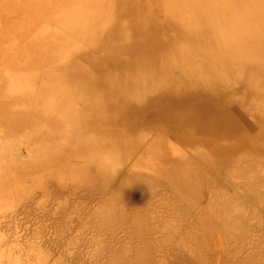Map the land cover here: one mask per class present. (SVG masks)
<instances>
[{
    "label": "bare ground",
    "instance_id": "obj_1",
    "mask_svg": "<svg viewBox=\"0 0 264 264\" xmlns=\"http://www.w3.org/2000/svg\"><path fill=\"white\" fill-rule=\"evenodd\" d=\"M140 128L147 132L132 136ZM149 154L160 165L152 166L154 175L131 169L120 183L122 193L130 190L129 196L140 189L143 194L149 184L155 188L157 183L167 184L173 195L166 196V203L181 217L177 223L196 218L180 237L184 247H206L204 252L194 246L193 254L203 251L209 256L207 242L213 241L215 229L217 236L221 230L239 240V235L247 239L248 233L241 236L244 229L250 233L253 225L264 224H251L264 208V0H0V191L23 193L34 181L48 187L53 176L63 186L66 181L92 185L99 179V186L108 187L133 155L136 164ZM228 162L238 163L230 174H244L245 184L238 174L241 186L236 178L235 185L255 200L254 205L247 203L256 210L246 212L242 205L246 202L239 204L230 197L224 177L226 185L221 187L225 185L229 197L220 192L215 200L209 196L213 203L208 200L205 215H197V199L201 202L209 185L214 195L221 184V171L211 165L224 167ZM241 162L245 164L240 166ZM29 175L39 181L35 178L30 185L29 177L28 185ZM217 182L215 188L212 184ZM125 193L114 194L96 211L99 228L126 225L132 229L131 237L142 240L141 252L151 256L153 246L172 235L176 226L165 227L168 232L160 239L152 237L150 215L138 212L129 217L125 210L117 211L126 208L122 209ZM3 194L8 205L0 200L4 209L16 198L15 193L8 194L10 202ZM17 195L18 201L25 197ZM94 231L93 247L107 251L108 236L103 235L108 240L104 241V231H99L100 238ZM118 244H110L107 262L133 264L137 251H130L136 254L133 257L125 256L126 249ZM91 250L92 258L97 252ZM20 255L16 256L20 261L14 257L16 262L27 261L28 254L23 259ZM206 256L203 261L212 258ZM1 258L0 263L11 261V256Z\"/></svg>",
    "mask_w": 264,
    "mask_h": 264
},
{
    "label": "rangeland",
    "instance_id": "obj_2",
    "mask_svg": "<svg viewBox=\"0 0 264 264\" xmlns=\"http://www.w3.org/2000/svg\"><path fill=\"white\" fill-rule=\"evenodd\" d=\"M140 132H141V128L139 129L138 133L132 134V136H136ZM146 132L147 131H142L141 133L145 134ZM179 132L183 134L184 130L181 129ZM133 138H136V137H133ZM170 143H171V146H175V148L178 150L181 148V146L176 144L175 142L170 141ZM197 153L198 152H196V154ZM183 156H185V155H183ZM189 156H190V153H189ZM152 157H153L152 154H149L147 156H144L143 159H141L139 162L134 164V161L136 160V155H133L130 158L129 163L124 166V169L121 166L122 171L119 172L118 176L117 177H116V175L113 176L115 178V180L108 183V184L111 183L110 187L107 184V186L109 188L106 186H99V184L100 185L102 184L101 180H100V183L97 184L99 179L98 180L96 179L97 182H95V180H94L92 183H90L92 185H88V184L86 185L84 183L87 187L84 186L83 183H80V184L77 183V184H79V185H77V184L72 183V182L67 183V181L64 182L65 183L64 185L67 184V186H63L62 181L57 182L58 179L53 180V179H55V177L53 176V178H52L51 175H49L51 178L48 176L50 178V180L48 177H47L48 179L46 178L47 181L49 180L48 181L49 186L47 187L48 183H46L47 181L45 180L46 186L43 183L44 187L41 188L43 186V184L38 185L37 181H34V179L36 177H34V179L32 180V178L29 175L28 178L26 179V182L28 183V181L31 178L32 181L29 182L30 185H33L36 182L35 185L37 184L40 187H37V185H36V187L34 188V191H33V189L31 190V187H33L35 185H33L29 188L27 187L31 191L28 189L22 188V189L26 190V192H28V194H27L28 197L31 195V194L29 195V191H30V193H32V196H30L27 199L26 198V192L23 190L25 193L24 192L22 193V191H21L20 192L21 194H23V195L25 194V197L22 196L23 199L25 200V198H26V200L23 202L22 201L20 202L22 197L19 198V201L16 200V199H18V197H16L18 192L16 194L17 190L16 191L13 190L12 192H14L16 194L15 195L13 193L15 196V197L13 196V198H16V199H14L13 202L18 201L19 203L16 202V203H18V205L15 203L14 204L15 206H14L13 202H12L10 207H7L8 206L6 204L7 200L5 201V199H4L5 196L1 195V193L3 194V192H7L8 190H6V191L3 190V192L0 191V198L2 197V199H0L1 203L3 206L7 205L6 206L7 209L6 208L3 209V207H1L2 205H0L2 210L6 209L5 211L0 212V257H3V258L5 257V259H6L7 257L11 256V261L9 260L10 258H8V260H9L8 262H6L7 260L6 261L4 260L0 264H3L4 262H6V264H11V262L13 264H16V263L23 264L24 262H25V264H32V260H33V264H35V263L36 264H57L60 261L61 262L59 264H63L65 261L67 262V260H69V261L67 263L65 262L64 264H69V262H71V264H76V263L77 264H79V263L80 264H103L104 259L105 260L107 259L109 261V258H110L109 255L110 254L108 251L111 249V247L113 245L117 246L116 245L117 243H119L120 246H122L120 248L121 250L126 249V251H124L125 253L123 252V255H125V256H132L133 257L136 254H132V253H130V251L133 253H136V251H137V256H139L138 259L146 257L147 255H148V258L149 257L151 258V259L149 258L148 260H145L144 258H143L144 260L143 259L142 260H140V259L135 260V258H137V256H134L133 257L134 259L132 258L134 260L133 264H136V261H138V262L141 261L140 264H264V229H263L264 224H260L261 222H258V221L264 222V217H263L264 208H259V210L257 209L263 215L261 214V216L259 217L260 214L258 213L259 214L258 217L254 216L253 218L255 220L253 219V221L251 223V224H254V223L256 224V222H258L257 224L260 225L259 228L257 227V225H253L254 230H252L250 233H249L250 230L245 231V229L241 233V236L248 233L246 236H244V237H247V239L243 238V236L240 237L239 234L241 231L238 232V230H236V232L239 233V234H237V235H239L238 236L239 240L233 239L232 238L233 236H231L228 233L223 232L221 230L219 232V235L217 236L219 229H215L214 230L215 233L213 232L215 235L213 233H211V238L213 241H211L209 239V241H208L209 243L207 242V247L210 246V248H207V249L212 250L213 252L212 251L210 252L209 250L206 249L207 254L209 252H210V254L213 253L212 255L209 254V256H211L212 258H210L209 256H206L203 253V251H201L200 253H202L203 255L199 253L198 256L199 255L206 256L207 259L209 257L208 261H203L206 259H202V256H201V258H199L200 256L199 257L197 256V252H195V254L192 253V252H194L193 247L195 245L191 246L193 248L192 249L191 247H189L190 244H189V246L187 245V247H184L183 245H185V244L181 243L180 237L182 236V234L184 232H186L185 230L189 228V224H187V223L190 222V224H191V222H193V221L195 222L196 218L193 217L192 221L187 220V221L182 222V223H180V221H179L180 224L177 223V220H180L181 217L179 216L178 213L175 212V210L172 207L168 206V204L166 203L168 200V197H172V195H173L172 193H170V190H168L169 187L167 184L162 183L164 185V187H163V185L158 186L159 183H157L158 185H156L157 186L156 188L153 187V186H155V184L154 185L149 184L148 188L145 189V190H147V189L148 190L147 191L143 190L144 191L143 194L141 193L142 190H140V189H137V190L135 189V191L133 189H131L132 190L131 193L133 191H134V193L129 195L130 198H127V197H129L128 192L130 190L126 192L127 194L124 192L125 195H124V197H122L124 194L122 192L124 190H122L123 188L120 186V183L122 182L123 178H125L127 175H130L132 173L131 171H133V170L135 171V169L140 170V171L143 170L145 172L148 171V173L151 174V177L154 175V172L156 170L152 166L157 167L160 165L158 164L157 160L152 159ZM230 161H232V160H230ZM231 163L232 164H230V162H228L226 164L227 166L224 165V167H221L217 163L211 165V167L212 166L214 167V165H215V167H214L215 172H217L218 170L221 171L222 177L220 180H218L221 183L219 185L220 188L218 187L219 182H217V186H216V183H214L215 185L212 184L213 186H215V188L218 187V189L220 191L218 189H217L218 190L217 191L214 188L215 194L211 195V193H214V192H212L213 187H211L212 188L211 191H209L210 190L209 187L211 185H209L207 187V194L204 195L205 198L203 196L204 200H206V201H203V198H202L201 202L199 201V199H197V201H196V202H199L201 204V205L198 204L197 207H195V211H196L197 215L200 216L204 213L203 211L206 209V207L209 203L208 202L209 196H210V198L213 196L212 200H215L216 199V197H215L216 193L219 194V192H220V195H224L226 198H228L229 195L226 192L225 187L226 188L228 187L227 191L230 190L229 191L230 197H231V195H233V196H235V194L237 195V198H236V196L235 197L232 196V198H233V200L238 199L236 201L239 204L243 203V202H246V203L249 202L250 203L252 201L251 204L254 205L255 200H252L249 197V195L245 193V191L243 192L242 189H238L236 187L237 184L235 185V183L239 180V179L237 180V178H240V176H241V178H243L244 174H242L240 172V173H238L240 176H238V174H234V172H233V174L232 173L231 174L234 177L231 176L230 172L233 171V170L231 171V169H234L233 166H238L237 165L238 163H235V162H231ZM234 164H236V165H234ZM244 164H245L244 162L239 163L240 166H242ZM229 165L232 166V168H230ZM220 167H221V169H219ZM262 167H264V164ZM215 168H217L218 170ZM128 169H129V171H128ZM131 169H133V170H131ZM214 170L212 169L213 172H214ZM223 170H224V172L222 174ZM261 170L263 171L264 168ZM125 172L129 173V174H126ZM38 173L39 172H37V175H38ZM123 173H125V174L122 177L121 174H123ZM225 173L230 178H228L225 175ZM228 174H230V176ZM119 176H120V178H119ZM26 177H27V175H26ZM113 177H112V179H113ZM224 177H225L224 180H226V182H227L226 183L227 186H225L226 184H225V182H223L224 180H222V178H224ZM41 178H42V175H41ZM231 178H232V181L234 182V184H232L231 180L230 181L228 180ZM235 178L237 181L235 180ZM36 180L39 181V179H37V178H36ZM221 180L223 183L221 182ZM33 181H34V183L31 184V182H33ZM69 181H72V180H69ZM239 181H241L245 184L244 178L242 180L240 179ZM239 181L237 183H238V185L241 186V182L239 184ZM94 182L97 185L93 184ZM150 182H148V183H150ZM27 183H26V185H27ZM29 183H28V185H29ZM59 183H61V187H60ZM114 183H117L118 187H117V184L114 185ZM243 183H242V186L244 185ZM222 184H225V185H223V187H221ZM103 185H105V184H103ZM165 185H167L166 187H168V188H166ZM45 187H47V188H45ZM94 187H97L98 189H96ZM230 187H232V188H230ZM149 188L150 189L153 188V189L150 190ZM241 188H244V186ZM46 189H49V190H46ZM61 189H63V190H61ZM59 190H60V192H59ZM164 190L167 192L169 191V192L167 193ZM19 191H20V189H19ZM8 192L9 193H7V194L5 193L3 195H7V197L10 195H13V194H10V192H11L10 190ZM151 192H152V194H151ZM237 193H240V195ZM8 194H10V195H8ZM19 194L17 196H19ZM114 194L122 195L121 196L122 199L125 197L127 198V199L125 198L126 201L124 200L122 203V209H123V207L124 208L126 207V208L123 210L118 209L117 210L118 212L121 211L123 213L125 210V213H128L129 217L134 216V215H138L137 214L138 212H144V213L150 215L152 226H153V228L155 227L152 237L159 236L158 239H160L161 236H164L168 232L165 229V227H167L169 225L176 226V228L171 231L173 233L172 235L165 238L163 241H160L159 246L157 245V243L155 246H153V248L155 247V250L153 251V249H152V253H151L152 255L151 256H149L150 253L145 254L144 252L143 253L141 252V251H143L142 245H141L142 240L137 238V237H131L132 229L127 228L126 225H123L124 227L126 226L125 228L122 225L120 228V225L118 226V224L112 225V226L111 225L105 226L107 228H105V227H101V229L99 228L100 227L98 225V219L99 218H97L99 216H98L97 212L102 208V205L104 203L110 201V199L113 197ZM150 194H151V196H150ZM167 195H170V196H168L166 198ZM247 195H248V197H247ZM10 197H8V199H9V201L10 200L12 201L13 199ZM146 198L149 200H147ZM212 200H209V201H212ZM241 201H243V202H241ZM124 202L126 204H124ZM3 203H5V204H3ZM153 203H154V205H153ZM212 203H213V201H212ZM212 203L210 202V204H212ZM246 203L242 204V205H244V210L246 212H249L250 210L253 211L255 209L254 206H253L254 209L250 208V207H252L251 204L249 207V203H247V204ZM123 204H124V206H123ZM245 204L248 207L245 206ZM246 208H249V209H246ZM260 209H261V211H260ZM140 210H142V211H140ZM255 212H257V211H255ZM95 213H97V215H95ZM120 214L121 213H119V215ZM194 215L196 216V214H194ZM204 215H205V213H204ZM90 217H91V219H90ZM256 217L258 219H256ZM88 220H89L90 224L88 223ZM96 220H97V222H96ZM95 222L97 223L96 227L94 225ZM91 224H93L94 226L93 225L90 226ZM82 225H84V227L85 226L86 227L84 228ZM87 225L89 228L87 227ZM58 226H60V229ZM63 226H66L65 230H63ZM97 226H98L99 230H98ZM186 226H188V228H185ZM197 226H198V224H192L193 228H195ZM261 226H262V228H261ZM91 227H92V229H91ZM108 227L109 228L111 227V229H108ZM254 227H256L257 229H255ZM103 228H105L106 231L109 230V232L102 230ZM93 229L98 231V232L100 230H102V231H104L103 232L104 234L102 233V231H100L102 233L101 235L102 236L106 235V237L108 236L107 239L109 241L107 239H105L108 241L105 243L108 244L106 246L108 248L109 247L110 248L106 251V247H104V250L106 251L105 255H104V250L101 252L96 251L97 249H95V248H97V245L95 246V248L93 247L95 239H96V237H95L96 232ZM112 229L113 230L116 229V230L113 231ZM117 230H119V231H117ZM206 230H208V229H206ZM100 232L97 233V234H99V235H97V238H100L99 237V236H101ZM114 232H117L118 234H116V233L113 234ZM193 232H196V231H193ZM202 232H203V234H205L204 230ZM94 233H95V235H94ZM107 233H108V235H107ZM109 233H110V235H109ZM93 235L95 237V238L93 237L94 242L92 240ZM114 235L118 238H116ZM80 236H82V238ZM112 236L116 239H114ZM104 237L105 236H103V238L102 237L101 238L104 240ZM109 237H111V241H110ZM220 237L222 240H220ZM78 239H80V240L78 241ZM81 239H84V240H81ZM241 239H243V241H241ZM113 240L115 243L113 242ZM232 240H234V241H232ZM119 241H121L124 244L122 245V243ZM210 241L213 242V244L210 243ZM78 242H80V243H78ZM109 242L112 246L109 244ZM90 243H92V244H90ZM208 244H209V246H208ZM140 245H141V248H140ZM200 245H201V243H200ZM91 246L93 247L92 248L93 250H91V248H90ZM33 247H34V250H38V251H33ZM197 247H199V245L197 246V244H196L195 250L197 249L199 251L201 248L198 249ZM190 248L192 251H190ZM205 248L206 247L203 246L201 250H204V252H205ZM40 249L42 250V252H43V249H45V251L47 250L46 253L44 251L46 256L44 255V253L39 252ZM137 249L138 250L141 249L140 252ZM8 250L11 252L13 251L12 255L10 252L9 253L7 252ZM22 250H24V254L25 253L28 254L27 261H24V260H26V259H24L23 261L21 260L23 263L16 262L17 260L20 261L21 258L16 257L18 255L21 256L20 254H22V259H23V256L26 258V255H24L22 253L23 252ZM25 250H27V251H25ZM48 250H51L53 255L51 254L50 251H49L50 253L48 254ZM66 250H69V251L71 250V253H70L71 255H69L68 251H66ZM89 250H91L93 253L97 252L96 253L97 256L94 255L96 258L93 255L91 258V256L88 253ZM65 251H66V253H65ZM72 251L73 252L75 251V253L76 254L78 253V254L74 256L72 254ZM91 251H90V254L92 253ZM15 252H17V253H15ZM37 252L39 253V255L42 253V255H40V258L38 259V261L40 263L36 262V260L39 256L37 254ZM102 252H103V255L105 256V258H103V259L101 258V257H104L103 255L101 256ZM107 252H108V255H107ZM35 253H36V255H35ZM138 253H139V255H138ZM140 253L143 254V256ZM66 254H68L69 256ZM79 254L80 255L83 254V256H86V257L80 256ZM120 254H122V253H120ZM153 254H154V256H153ZM41 256H42V260H41ZM65 256L67 258H62ZM98 256L99 257L101 256V257L98 258ZM14 257H16L17 260ZM58 257L64 259V261H62V259L59 260L60 258H58ZM87 257H89V258H87ZM35 258H36V260H35ZM77 258H79V261H77L78 260ZM119 258H120V256H119ZM13 259H14V261H13ZM80 259L82 262L80 261ZM99 259H102V260H99ZM1 260H2V258L0 259V261ZM107 260H106V262H107ZM75 261H77V262H75ZM106 262L104 264H106ZM138 262H137V264H139ZM107 263H109V262H107ZM109 264H111V263H109Z\"/></svg>",
    "mask_w": 264,
    "mask_h": 264
}]
</instances>
